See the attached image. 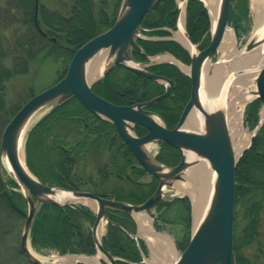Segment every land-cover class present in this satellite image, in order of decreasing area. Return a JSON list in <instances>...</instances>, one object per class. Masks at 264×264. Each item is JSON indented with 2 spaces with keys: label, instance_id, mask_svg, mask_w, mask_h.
Segmentation results:
<instances>
[{
  "label": "trees",
  "instance_id": "trees-1",
  "mask_svg": "<svg viewBox=\"0 0 264 264\" xmlns=\"http://www.w3.org/2000/svg\"><path fill=\"white\" fill-rule=\"evenodd\" d=\"M70 1L72 11L69 13L51 10L34 13V0H0V138L8 120L34 93L33 91L25 95L19 93L17 97L9 99L8 83L26 74L33 63H39L48 57L65 63L59 78L65 72L75 50L112 25L121 4V0ZM247 10V0H237L234 6L229 7V22L235 27L236 32L239 31V26L234 19L239 22L246 21ZM185 11L187 34L191 41L202 48L209 41L210 23L207 10L201 0H186ZM176 14L174 0H158L143 16L141 27L147 29L146 33L150 35H167L168 30L163 27L175 28ZM137 42L143 52H132L136 60L144 61L147 54L168 51L182 62H189L188 51L172 39L139 38ZM147 69L174 80L168 96L148 105L151 111L162 118L167 127H172L188 98L190 79L174 64L167 62L150 64ZM91 87L113 103L131 104L145 101L161 93L164 85L141 73L115 65ZM64 104L68 105V109L63 108ZM259 104L260 100L256 98L245 106V118L251 125H255L258 120ZM263 126L235 165L236 182H245L247 185L264 184ZM104 139L111 149L109 161L114 163L113 169L107 171L104 166L98 167L100 173L98 179L78 175L74 171L78 156L84 149L92 148L98 140ZM163 145V152L157 155V159L166 164H174L178 159L177 154L169 144L164 142ZM24 149L27 167L45 183L72 190H91L96 194L129 203L142 202L155 188L154 181L132 182V185L126 187L121 184V180H127L126 178L118 179L121 183L107 185L111 175L124 173L128 164L133 161L132 155L120 142L113 124L92 115L75 97L54 106L32 125L27 133ZM142 173L143 169L140 167L130 170L131 176L135 178ZM6 182L7 185H3L0 181V241L12 230L18 233V227L21 221L24 222L27 210L26 199L18 189V184L11 178ZM86 183L93 188L80 185ZM172 203L173 206L177 205V218L167 219L163 216L161 218L179 222L184 226L185 236L177 243L182 249L189 238L190 205L185 196L174 198ZM108 215L112 220L133 231L134 222L128 213L110 210ZM253 218L242 230L240 239L234 235L232 245L234 264H251L247 256L240 254L237 244L240 240L248 244L253 241L255 234L258 235V222ZM92 220V212L82 204L59 206L42 203L29 229L31 246L41 253L53 249L60 254L66 252L93 254L96 250L89 230V223ZM101 243L110 253L121 258L118 260L119 264H145L140 261L141 256L135 240L112 223L107 224ZM16 252L20 264H36L25 256L19 243ZM0 264L6 263L3 261Z\"/></svg>",
  "mask_w": 264,
  "mask_h": 264
},
{
  "label": "water",
  "instance_id": "water-1",
  "mask_svg": "<svg viewBox=\"0 0 264 264\" xmlns=\"http://www.w3.org/2000/svg\"><path fill=\"white\" fill-rule=\"evenodd\" d=\"M158 0H121L119 11L112 25L104 31L88 39L71 56L64 74L50 86L29 97L12 115L3 128L0 138V155L5 153L15 178L27 202V212L19 237V247L25 256L36 264H44L35 258L27 249L28 233L34 214L42 203L63 206L73 200L57 201L51 195L58 190L70 192L74 200L87 199L95 203V219L91 233L96 248L107 258L110 264H118L117 258L106 250L95 232L101 219L113 223L123 229L118 223L107 217V209H117L132 214L137 211H146L151 217L155 215L151 209L162 205L166 207L171 199L164 197L163 186L172 188L173 181L182 177L183 170L191 160L205 159L214 170L215 178L209 202L205 211L193 226L189 240L182 251L172 261V264H233V193H234V166L238 157L248 147L257 129L264 120H258L253 128L249 143L236 156L232 147L225 124V117L221 111H209L200 99L201 78L203 68L219 46L223 31L228 25L229 5L236 0H220L219 12L214 29L211 31L208 44L190 52V62L187 65V74L190 78L189 97L185 102L179 118L172 128H167L153 118V112L147 106L171 92L173 80L164 75L156 74L146 69L145 63L137 62L131 51H140L136 42L141 30V20L144 14ZM211 22V18H210ZM264 39V36L262 37ZM250 39L245 43L249 48L254 44ZM107 49V58L110 59L101 75L106 74L114 65L131 69L144 76L166 82L163 92L153 97L132 104H116L100 96L91 88L97 78L88 81L86 78L87 63L100 50ZM171 56V55H170ZM172 57V56H171ZM257 97L264 105V64L259 68L256 77ZM75 97L77 101L90 113L98 118L112 122L121 141L129 148L137 164L144 169L143 177L154 176L157 185L154 191L141 203L131 204L104 196L91 191L69 190L58 185H49L41 182L26 166L27 171L19 163L17 144L21 130L30 114L46 103L60 104L68 98ZM194 110L202 117L203 131L185 126L190 112ZM140 125L145 132L135 134V128ZM162 141L178 148L190 151L194 157L187 159L181 153L178 163L166 166L158 162L144 149L147 142ZM0 181L6 185V179L1 172ZM125 176H129L126 172ZM137 239L136 234H130Z\"/></svg>",
  "mask_w": 264,
  "mask_h": 264
},
{
  "label": "bare ground",
  "instance_id": "bare-ground-1",
  "mask_svg": "<svg viewBox=\"0 0 264 264\" xmlns=\"http://www.w3.org/2000/svg\"><path fill=\"white\" fill-rule=\"evenodd\" d=\"M203 1L211 18L212 31L218 16L220 0ZM249 5L254 22L248 40H254V44L249 48H246L245 45H242L240 48L236 47L233 29L230 26H226L218 46L223 56L220 57L218 63L213 64L214 66L211 75L205 74L208 61L205 62L203 68L205 75L201 78L200 87V99L203 106L209 111L219 110L223 113L231 147L236 156H238L243 148L249 143L252 134V132H247V130L243 127L242 107L247 101L257 95L255 77L259 68L264 64V39H262L264 36V0H250ZM177 25L178 29L175 32L177 39L187 46L191 52H194V45L188 40L184 33L182 13L179 17ZM163 57L165 56L162 55L161 58ZM102 60V55L96 53L87 63L86 78L88 81H91L101 74ZM175 61L182 69L185 71L188 70L187 66H184L177 60ZM225 73H227V78L224 81H221V77ZM228 82H231V84L228 85ZM37 110L38 108L30 114L25 122L17 144V156L19 163L26 171L27 168L24 161L23 145L27 129L29 128L32 118L36 114ZM259 115L261 120L264 117V105H262L259 109ZM153 118L160 122L159 118H156V116H153ZM202 120L203 119L199 113L192 110L187 118L185 126L195 128L197 131H203L204 127ZM143 147L148 153H151L153 143L147 142ZM185 157L189 160L194 157V154L190 151H186ZM0 162L1 166L15 178L13 168L11 167L5 153H1ZM204 164V162L199 161L188 166L185 172V180L175 182V184L172 185L173 192H182L189 196L192 205L193 226L197 224L205 211L210 199L213 181L215 178L214 170L211 167L209 170L205 169ZM165 187L166 186H163V191L165 190ZM51 197L57 201L74 200L73 195L64 190H58L55 194L51 195ZM89 202L92 204L91 201ZM103 223L104 220L101 219L95 232L98 239L100 234L104 231ZM158 239L159 242L157 243H159V246L157 244L155 246L157 248V254L152 255L154 256V261L152 262H155V264H167L165 263V261L168 260L167 254L174 252L173 243L166 235H159ZM27 249L31 255L39 261L46 263V259L34 252L28 243ZM98 257V254L93 256L63 255L49 261V264H72L76 260H83L91 264H101Z\"/></svg>",
  "mask_w": 264,
  "mask_h": 264
},
{
  "label": "rangeland",
  "instance_id": "rangeland-1",
  "mask_svg": "<svg viewBox=\"0 0 264 264\" xmlns=\"http://www.w3.org/2000/svg\"><path fill=\"white\" fill-rule=\"evenodd\" d=\"M249 2H250V0H248V2H247L248 10H247V14H246V21L243 20V21L239 22V21H237L236 18L234 19L235 22H238L236 24L239 26V31L237 32V34L235 32H233L234 36H235V45H236V47H239V48L242 45H245V43L248 41L252 26H253V22H254ZM61 3H62V1H61ZM50 5L59 6L58 2L56 0H51ZM228 26H230L233 29V27L230 24ZM195 48L197 49L198 47L195 46ZM98 53L101 54L103 57V60L101 61L102 70H103L105 68V66L108 63H110V59L107 58V49L100 50ZM221 53L222 52L218 47L217 50L215 51V54L213 55V57L208 61V65L205 69L206 75L212 74L213 66H214L213 64L218 63L220 57L223 56ZM151 58L154 60L164 59V58H161V56L159 57V55L158 56L154 55ZM226 60H227V58H226ZM64 64L65 63L62 60H59V59L55 60L51 57H48L39 63H36V64L33 63L31 65L29 71L26 74L20 75L16 78L12 79L8 83V85H7V97L9 99H13L14 97H17V95L19 93H22L24 95L27 93H30L31 91H33L35 93V92H39L40 90L50 86L51 84H53L57 80L58 76L61 73V70L64 67ZM226 74L227 73L222 75L221 81L222 80L224 81L227 78ZM230 84H231V82H228V85H230ZM252 99H254V97L251 98L250 100H252ZM244 106L242 107V124H243V127L247 130V132L251 133L254 125H251L246 120L245 113H244L245 112ZM261 106H262V103L260 102L258 109H257L258 118L260 117L259 109L261 108ZM52 107H54L53 103H46V104L42 105L41 107H39L36 114L32 118V121L30 123L29 128L27 129V132L30 129V127L35 123V121H37L41 116H43L45 113H47ZM63 108L68 109V105L64 104ZM193 120H194V118H193ZM190 128H192V127H190ZM157 146L158 145L154 142L153 147H152L153 149L151 151L152 155L156 151ZM185 152H186V150H184V149L181 151V153H183V154ZM83 153H85V154L82 155L83 157H80V159L78 160V162L75 165V167L77 169V170L75 169L76 173L83 174V176H87L89 174L93 179H98V176L100 174L98 172V167L104 166L107 169V171L110 169H113L112 166H114V163H111L109 160H106L108 154H107V150L105 149V143L97 144L96 146L93 145L92 148H86L83 150ZM24 158H25V156H24ZM191 161L192 162L188 166L201 161V162L205 163L204 164L205 169H208V170L210 169V166L208 165V163H206L205 159L200 158L198 160H191ZM188 166L183 170V172L181 174L182 177L174 180L172 185H174L175 182L185 180V172H186ZM1 172H2V175L5 179H9V178L13 177V175L8 173L4 167H2ZM263 179H264V177H263ZM115 182H120V181L116 177H111L110 182L107 183V185L116 184ZM121 182L120 183L125 185L126 187L132 185L131 180L123 179V180H121ZM80 185L85 186L86 188H91V189L93 188L92 185H90L88 183L80 184ZM250 185H252V184H250ZM207 187H208V184H207ZM15 189H17V188L15 187ZM183 194L184 193H182V192H177V193L173 192L172 188L167 187V186L165 187V190H164V197L165 198H173L174 199V197L179 196V195H183ZM81 200L83 202L88 203V200H86V199H81ZM175 207L177 208V205ZM239 208H241V211H242V209L245 208V204H242L241 207H238V205H236V209H239ZM175 214L176 215L174 217L177 218V211H175ZM262 215L264 218V211H263ZM159 225L161 226V224H159ZM241 225H242V222L239 224V227ZM22 227H23V222L21 221V225H19V227H18V233L15 230H12V232H10L8 235H6L4 238L1 239V241H0V263L5 261L6 264H20V258L17 255L16 246L18 245V240H19V236L21 233L20 229ZM147 227L152 229L150 222H148ZM192 228H193V218L191 219L189 232L192 230ZM184 231H185V228L182 224H180L179 226H177L176 224L175 225L163 224L162 227L159 229V234L151 231V235L148 237V240L150 241V243H153L154 245H156V244L158 245L157 242H159V239H158L159 235H166L167 237L170 238V240L173 243L174 252L167 254L168 260L165 261V263L172 264V260L178 255L180 250L176 247V242H179L183 239L182 235H183ZM260 231H261V239L260 240L262 241L261 244L264 247V219L260 223ZM180 233L182 235H180ZM27 243L32 248L31 243L29 242V237H28ZM256 247H257V243H253L250 245V247H243L242 250L245 252L246 255H248L250 257H254L256 254ZM153 248L154 249L151 248L149 250V252L147 250L148 254L146 252L145 253L142 252L143 257L145 259V264H155V262H152V261H154V258H153L154 256H152V255L157 254V248L156 247H153ZM33 251L46 259V263H44V264H49V261L53 260L57 256V253L55 252V250H52V249H50V251L49 250L46 251V253L45 252L40 253L34 249H33ZM152 251H153V253H152ZM95 254H98L99 256L104 257L105 261H104V263L100 262L101 264H110L108 262L107 258H105L104 255L102 256L100 254V252L96 251ZM255 264H264V258H261V257L258 258L255 261Z\"/></svg>",
  "mask_w": 264,
  "mask_h": 264
},
{
  "label": "flooded vegetation",
  "instance_id": "flooded-vegetation-1",
  "mask_svg": "<svg viewBox=\"0 0 264 264\" xmlns=\"http://www.w3.org/2000/svg\"><path fill=\"white\" fill-rule=\"evenodd\" d=\"M56 1L58 2L59 6L50 5L51 0H34V5L36 4L37 6L35 9V6L33 5V12L38 13V12H41L43 10H45V11L51 10V11H55L58 13H69L72 11V3L70 0H56ZM61 1H62V3H61ZM168 128H171V127H168ZM135 130L139 135L145 132V130L141 126H136ZM163 143L164 142H162L157 147L156 157L160 152H163V149H164ZM172 150L178 156L177 161L174 163V164H176L180 158V150L177 149L176 147H173V146H172ZM132 164H135L134 158H133V161H131L128 164V166L132 165ZM171 165H173V164H171ZM135 167H137V166H135ZM135 167H131L130 170H132V168H135ZM143 173H144V171H143ZM142 174L140 176H138L137 178H140L142 176ZM132 178H135V177H132ZM152 181L155 182V185L157 184V181L155 178H152L149 182H152ZM250 184H252V185H247V183H245V182H240V183L236 182L235 175H234L233 229H234V235L237 237V239H240L241 234H242V230L247 225V222H249L252 217H254L253 218L254 220H257V222H258V224H257L258 235L255 234L253 241H251L248 244L242 243L241 240L237 244L238 251L240 252V254L247 256L250 259V263L255 264V261L258 258H260V257L264 258V247L261 244L262 241L260 240L261 239L260 223L264 219L263 215H262V213L264 211V191H263L264 190V184L263 185H253L254 183H250ZM242 204H245V208L242 209V211H241V208L236 209V205H238V207H241ZM165 211H168V210H165ZM255 212H257V213H255ZM166 213L167 212H165V214H164L165 217H166ZM241 222H242V225L239 227V224ZM253 243H257L256 254L254 257H250V256L245 254V252L242 250V248L243 247H250V245Z\"/></svg>",
  "mask_w": 264,
  "mask_h": 264
},
{
  "label": "crops",
  "instance_id": "crops-1",
  "mask_svg": "<svg viewBox=\"0 0 264 264\" xmlns=\"http://www.w3.org/2000/svg\"><path fill=\"white\" fill-rule=\"evenodd\" d=\"M142 50V48H141ZM91 211L94 213V207L87 205ZM135 227H134V232L138 234L139 236V240L141 242V245L143 247V253H147V250L149 252V250L153 247H155L156 245H154L153 243H150V241L148 240V237L151 235V231L155 232L157 231V233L159 234V217L158 215L150 218L149 216H146L145 213H137L136 215H132ZM148 222H150L151 228L147 227ZM86 224V221H85ZM180 235H182L180 233ZM159 244V243H158ZM159 246V245H158ZM148 254V253H147ZM141 255L142 252H141ZM99 259H102L101 256L98 257Z\"/></svg>",
  "mask_w": 264,
  "mask_h": 264
}]
</instances>
